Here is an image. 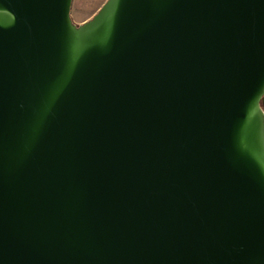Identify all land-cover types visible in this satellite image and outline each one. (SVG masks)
Segmentation results:
<instances>
[{"label":"water","instance_id":"1","mask_svg":"<svg viewBox=\"0 0 264 264\" xmlns=\"http://www.w3.org/2000/svg\"><path fill=\"white\" fill-rule=\"evenodd\" d=\"M0 0V264H264V0Z\"/></svg>","mask_w":264,"mask_h":264},{"label":"rangeland","instance_id":"2","mask_svg":"<svg viewBox=\"0 0 264 264\" xmlns=\"http://www.w3.org/2000/svg\"><path fill=\"white\" fill-rule=\"evenodd\" d=\"M105 1L106 0H74V4H73L74 10L72 13V18L74 22L80 24L81 23L79 22L80 19L88 16L92 12V10L96 9L98 6L101 7Z\"/></svg>","mask_w":264,"mask_h":264},{"label":"crops","instance_id":"3","mask_svg":"<svg viewBox=\"0 0 264 264\" xmlns=\"http://www.w3.org/2000/svg\"><path fill=\"white\" fill-rule=\"evenodd\" d=\"M73 4H74V0H73V3H72L71 14L73 13V10H74ZM99 7L100 6H98L96 9H93L92 12L88 16L83 17L82 19L79 20V22H84V21L88 20L89 18H91L95 14V12L98 10Z\"/></svg>","mask_w":264,"mask_h":264},{"label":"built area","instance_id":"4","mask_svg":"<svg viewBox=\"0 0 264 264\" xmlns=\"http://www.w3.org/2000/svg\"><path fill=\"white\" fill-rule=\"evenodd\" d=\"M262 108H263V111H264V95H263V98H262Z\"/></svg>","mask_w":264,"mask_h":264}]
</instances>
